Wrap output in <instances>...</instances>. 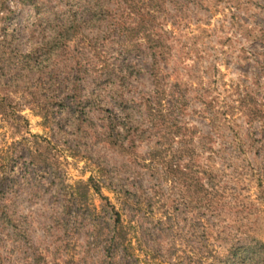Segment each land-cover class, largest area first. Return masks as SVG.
I'll return each instance as SVG.
<instances>
[{"label":"rangeland","instance_id":"rangeland-1","mask_svg":"<svg viewBox=\"0 0 264 264\" xmlns=\"http://www.w3.org/2000/svg\"><path fill=\"white\" fill-rule=\"evenodd\" d=\"M197 1L178 0L174 5L170 0H52L54 15L50 16V25H42L43 31L34 8L18 0H0V48L5 52L3 62L0 57V95L11 98L12 105L17 106L20 114L28 120L31 134L47 136L58 145L62 152L64 186L73 188L77 182H87L90 177L97 181V166L115 172V176L121 179L134 175L139 178L141 210L135 218L139 230L133 241L135 258L127 264H214L215 256L222 257L231 245L238 243H251L257 250V255L246 264H264V115L261 120L247 125L246 118L239 116L236 110L240 107L239 95L247 94L250 98L248 106L264 111L261 85L264 81L258 77L264 73L258 67L264 65V45L242 37L240 31L241 26L255 27V33L262 31L264 35V0ZM73 18L78 25L77 30H72L74 35L66 37L68 42L63 37L58 39V46L54 49H60L56 50V56L42 57L43 76L37 77L34 69L22 68L24 63H19L21 54L27 53L43 34L47 39L57 27L69 26ZM172 28L175 30L174 40L179 44H169L168 39L165 40V33ZM202 30L206 33L200 34ZM154 34H159L165 44H172L175 49L185 43H195L192 48L201 57L195 59L193 54L179 65L182 81L187 78L182 69L185 65L192 67L191 76L203 79L196 83L206 87L211 79L215 84L213 90H182L183 93L194 97L202 94L200 100L203 101L214 100L215 108L227 112L228 118L234 120L233 132H226L227 139L236 146L240 144V148L227 152L231 156V167L224 170L219 159L211 161L214 166L211 176H215L218 182L214 187L224 195V202L231 206V210L220 217L205 218L209 224L205 237L201 229V213L194 202L186 198L188 194L176 188L170 179L165 180L141 167L155 147V139L144 136L136 144V150L127 148L128 145L126 151L116 147L106 149L89 135L85 136L84 129L68 131L73 133L69 138L53 134L52 129L42 127L36 110V98L41 102L44 96H57L65 98L63 103L69 105L71 98L65 96L71 92L104 96L117 91L123 93L125 99L136 94H149L153 90V60L149 46ZM63 44L69 55H62ZM85 48L88 53L84 52ZM97 53H100L99 61L105 59L113 69L121 63L128 66L124 67L125 79L121 88L108 90L112 78L110 71L87 75V65L98 63L94 56ZM244 53L253 54L254 59L241 61ZM257 53L260 56H256ZM166 71L170 72L171 66ZM244 73L249 78L245 85L251 89H230V86L241 84ZM92 79L97 80L95 82L102 80V87L106 85L107 88L96 90ZM172 89L170 92L177 91ZM193 89L196 88L193 86ZM199 108L200 102H192L190 109ZM188 122L207 129V122L200 121L193 114ZM0 140L10 141L7 127L2 123ZM214 148L218 146L215 144ZM220 170L225 174H220ZM207 180L209 184L212 182ZM32 189L38 190L39 194L32 196L27 191L31 188H28L16 199L20 227L28 231L29 243L14 242L8 230L5 236H0V264H34L33 251L43 252L46 261L52 264H98L101 250L87 248L83 229L68 234L65 229L56 230L53 218L63 201L54 196L53 190L47 191L40 186ZM100 191L118 206L115 193L105 187ZM90 199L97 209L103 203L92 191Z\"/></svg>","mask_w":264,"mask_h":264},{"label":"trees","instance_id":"trees-1","mask_svg":"<svg viewBox=\"0 0 264 264\" xmlns=\"http://www.w3.org/2000/svg\"><path fill=\"white\" fill-rule=\"evenodd\" d=\"M18 1L38 12L37 22L43 31L45 29L43 26L50 25V16L54 15L52 0ZM201 2L202 0H199L198 3ZM170 3L175 5L178 0H170ZM70 22L69 26L63 25L60 28L56 26L53 35L47 39L43 34L41 39L28 48L27 53L21 54L19 63H24L22 68L34 69L37 77L43 76L42 57L56 56L58 53L56 50L60 49V47L54 49L58 46V39L63 37L66 40V37L74 35L71 33L78 29L74 18ZM255 30V27L243 26L240 29L242 37L264 45L262 31L257 34ZM174 33L175 30L172 28L164 35L169 44L180 43L174 40ZM205 33L206 31L202 30L200 34ZM160 38L159 34H154L152 44L149 46L153 60L151 65L153 90L149 94H136L125 99V95L117 91L104 96L98 93L83 95L71 92L65 96L71 98L69 105L63 103L65 98L57 96L50 98L44 96L41 102L36 98V110L41 118L42 127L52 129L53 134L69 138L73 133L69 134L68 131L84 129L85 136L89 135L106 149L116 147L126 151L128 145L127 148L136 150V144L140 143L144 136L155 139V147L148 154V159L143 160L141 167L152 174L164 177L165 180L170 179L176 188L188 194L186 198L194 202L201 213V229L205 237L209 229L205 218L220 217L231 210V206L224 202V195L215 189L218 182L215 181V176L213 178L211 176L214 167L211 161L217 158L220 163L222 162L224 170L230 168L231 156L227 155V152L240 148L238 146L240 144L236 146L228 141L226 132H233L234 120L228 118L227 112H219L213 105L214 100L203 101L200 100L202 94L194 97L182 91L213 90L212 85L215 84L211 79L206 87L196 83L203 79L191 76L192 67L185 65L182 69L186 72L187 78L182 81L179 65L193 54L195 59L201 57L200 53L192 48L195 43H191L192 45L185 43L175 49L174 45L169 46ZM86 47L91 51L88 45ZM87 48L84 50L86 53ZM61 49L62 55H69L66 45ZM174 50L176 51L172 55ZM0 51L2 58L5 52L2 48ZM92 51L94 53V50ZM99 55L100 53L94 54L98 63L87 65L85 72L92 75L97 71L101 73L110 71L112 78L109 80L110 83L108 82V90L121 88L125 79L124 67L128 66L121 63L113 69L112 64L105 59L99 61L101 58ZM256 56L260 55L257 53ZM253 59L254 55L251 53H244L240 58L245 62ZM256 64L259 65L258 62ZM170 66L171 71H166ZM258 67L259 71L264 72V65L260 64ZM260 74L262 76L259 75V79L264 81V73ZM95 78L100 80L98 77ZM92 80L97 87L96 90H102L100 89L103 85L102 80L98 82ZM169 80H173V83L168 84ZM242 80L241 84L230 86V89H251L245 85L249 80L245 73ZM261 85L264 89V83ZM193 86L196 89H193ZM107 87L104 85L102 88ZM170 88L177 91L170 92ZM239 96L240 107L236 110L239 116L246 118V124L252 125L254 120H261L264 111L248 106L250 98L247 94ZM194 101L200 102L201 108L190 109ZM108 105L112 108H107ZM192 114L200 121L207 122V129H201L188 122ZM0 123L7 127L10 140H0V236H5L10 230L14 242L29 243L28 231L20 227L21 219L17 212L16 199L18 194L28 188H31L27 191L32 196H37L39 191L33 190L32 187L40 186L45 187L47 191L53 190L54 196L63 201L59 212H56L53 218L56 230L65 229V234H68L83 229L88 241L87 248L91 251L101 250L102 257L97 261L98 264H127L135 258L133 241L137 239L139 230L135 218L141 210V197L138 193L141 187L137 186L138 176L121 179L115 176V172H107L97 166L99 174L97 181L90 177L87 182H77L73 188L64 186L60 161L62 152L58 150V145L47 136L31 134L28 130V120L20 114L17 106L12 105L11 98L5 94L0 95ZM215 144L218 146L217 149L214 148ZM220 174L224 175L225 172L220 170ZM207 179L212 182L209 184ZM102 187L117 195L118 206L113 205L108 197L102 196L100 191ZM91 191L99 195L103 201L98 209L91 203ZM254 247L251 243L231 245L222 257L215 256L214 264H246L257 255ZM32 257L34 264H52L46 261L43 252L33 251Z\"/></svg>","mask_w":264,"mask_h":264}]
</instances>
